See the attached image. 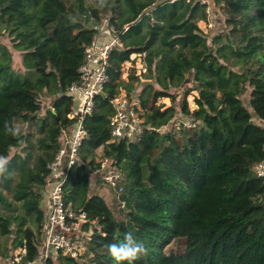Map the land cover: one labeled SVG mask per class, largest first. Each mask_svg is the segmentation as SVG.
Returning <instances> with one entry per match:
<instances>
[{
	"label": "trees",
	"instance_id": "obj_1",
	"mask_svg": "<svg viewBox=\"0 0 264 264\" xmlns=\"http://www.w3.org/2000/svg\"><path fill=\"white\" fill-rule=\"evenodd\" d=\"M205 7L197 0H107L103 7L0 0V155L10 158L0 176L1 260L25 248L22 264L40 250L46 164L76 122L67 117L73 103L66 91L105 18L121 45L110 51L104 94L82 120L78 160L63 183L65 203L86 215V251L47 264H115L106 245L127 232L147 249L134 264H264V178L254 172L264 158V126L252 118L264 121V0H210L223 16L210 37L198 25L208 19ZM13 50L24 72L12 67ZM131 54L142 55L145 81L134 68L122 78ZM191 90L198 92L194 108L186 101ZM120 94L137 101L145 125L170 124L177 113L195 125L112 140L111 100ZM47 96L49 108L41 101ZM163 97L171 100L165 108L156 104ZM6 121L35 126L38 136L24 128L18 138L5 135ZM102 157L123 176L110 203L92 187L90 171Z\"/></svg>",
	"mask_w": 264,
	"mask_h": 264
},
{
	"label": "built area",
	"instance_id": "obj_2",
	"mask_svg": "<svg viewBox=\"0 0 264 264\" xmlns=\"http://www.w3.org/2000/svg\"><path fill=\"white\" fill-rule=\"evenodd\" d=\"M205 4V12L208 19L211 14L210 0H197ZM106 34L109 39L100 41L98 35ZM121 45L113 26L98 30L94 41L85 47V63L79 68V78L67 88V95L73 103L72 111L67 114L70 119L76 118L75 124L67 133L61 136V144L52 160L47 162L49 178L43 190L44 220L42 223V242L38 254L22 264H47L48 258L55 260L60 255L77 259L86 251L85 238L89 232L82 229L86 221L84 212H77L70 208L63 198V183L71 165L78 160V148L84 136L82 120L85 115L92 111L95 95L102 92L107 80L106 66L108 56L114 47ZM77 107L74 108V103ZM114 111L109 118L111 139H134L138 138L145 130H155L159 133L173 130L178 134L181 128L192 127L195 122L190 119L175 118L170 124L160 127H150L143 123L138 112V103L127 96L120 94L111 100ZM257 176L263 177L264 158L254 165ZM91 176L99 179L107 188L114 191L119 198L123 191V176L113 161L106 157L98 159V164L91 171ZM124 201H121L123 207ZM25 248L14 251L13 256L6 264H21L25 255Z\"/></svg>",
	"mask_w": 264,
	"mask_h": 264
},
{
	"label": "rangeland",
	"instance_id": "obj_3",
	"mask_svg": "<svg viewBox=\"0 0 264 264\" xmlns=\"http://www.w3.org/2000/svg\"><path fill=\"white\" fill-rule=\"evenodd\" d=\"M211 8V7H210ZM198 25L200 26V28L210 36H212L213 34H216L217 32H219L222 27H223V16L221 14V11L219 10V8H212L211 9V14L209 17L208 21H202L199 20L198 21ZM106 27V19L104 18L102 23L98 26V30L104 29ZM0 39L2 41L6 42V38L2 37L0 34ZM12 67L18 71V72H24L25 68L22 64L21 61V56L19 54V52L13 50L12 51ZM131 68L135 69V74L139 77V79L141 81H145V79L143 78V74L146 73V68H145V64L143 61V57L140 54H131L130 55V60L126 61L125 63H123L122 66V78H126L128 72L130 71ZM190 83H184L182 84V86H180L179 88L176 89V100L180 101L182 99V94L184 93V91L186 90V88L189 86ZM198 92L196 90H191L189 91V93L186 95V101H187V105L189 108H194L195 107V98L197 96ZM50 97H41V101L44 104L45 108H49L50 104H49V99ZM242 100H243V104L247 107V109L250 112H253L251 107L249 106L247 99V93L245 92L242 96H241ZM157 105H161L162 108H165L167 106H169L171 104V100L167 97H163V98H159L157 99L156 102ZM77 107V102L74 103V108ZM44 113V111L42 110L40 112V115H42ZM175 118V117H174ZM176 118H181V119H187V118H182L180 116L179 113H177ZM252 118L255 122L260 123L264 126V121L263 120H259L257 119V117H255L254 115H252ZM174 120V119H173ZM22 128H24L26 131H33L35 133V135L33 136V139H35V136H38L37 130L35 126H31V128H29L27 125L23 126ZM100 152V149L96 150V154L98 155ZM92 187L97 186L99 188V192L105 197L106 201L108 203H110V201L112 200V198L114 197V195L116 196V194H113V191L109 188H107L104 184L101 183V181H97V178L92 176ZM6 195L8 197H10V195L6 192ZM170 247L174 248L175 244H171ZM0 264H6L2 261H0Z\"/></svg>",
	"mask_w": 264,
	"mask_h": 264
},
{
	"label": "clouds",
	"instance_id": "obj_4",
	"mask_svg": "<svg viewBox=\"0 0 264 264\" xmlns=\"http://www.w3.org/2000/svg\"><path fill=\"white\" fill-rule=\"evenodd\" d=\"M93 7H103L107 0H90ZM5 135L13 138H18L22 135V127L19 122H5ZM10 158L0 155V176L4 175L8 170ZM264 175V173H262ZM110 257L115 261V264H134L143 255L147 254V249L142 242H139L132 232L124 234L123 240L118 243L106 245Z\"/></svg>",
	"mask_w": 264,
	"mask_h": 264
},
{
	"label": "crops",
	"instance_id": "obj_5",
	"mask_svg": "<svg viewBox=\"0 0 264 264\" xmlns=\"http://www.w3.org/2000/svg\"><path fill=\"white\" fill-rule=\"evenodd\" d=\"M98 39L100 40V41H107L108 39H109V37L106 35V34H104V32L103 33H100L99 35H98ZM98 150V149H97ZM100 153V152H99ZM43 197H44V194H43ZM42 197V200H41V207H42V209H43V198ZM0 261H2V262H4L3 260H1L0 259ZM4 263H6V262H4Z\"/></svg>",
	"mask_w": 264,
	"mask_h": 264
},
{
	"label": "water",
	"instance_id": "obj_6",
	"mask_svg": "<svg viewBox=\"0 0 264 264\" xmlns=\"http://www.w3.org/2000/svg\"><path fill=\"white\" fill-rule=\"evenodd\" d=\"M101 93H102V94H104V92H103V91H102Z\"/></svg>",
	"mask_w": 264,
	"mask_h": 264
}]
</instances>
